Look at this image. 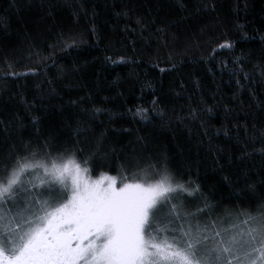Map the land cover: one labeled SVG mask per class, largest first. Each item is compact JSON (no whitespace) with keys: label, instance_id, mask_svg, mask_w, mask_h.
Listing matches in <instances>:
<instances>
[{"label":"trees","instance_id":"trees-1","mask_svg":"<svg viewBox=\"0 0 264 264\" xmlns=\"http://www.w3.org/2000/svg\"><path fill=\"white\" fill-rule=\"evenodd\" d=\"M45 141L119 182L166 163L193 222L255 213L264 0H0V176Z\"/></svg>","mask_w":264,"mask_h":264},{"label":"snow or ice","instance_id":"snow-or-ice-1","mask_svg":"<svg viewBox=\"0 0 264 264\" xmlns=\"http://www.w3.org/2000/svg\"><path fill=\"white\" fill-rule=\"evenodd\" d=\"M87 165L75 152L53 156L47 141L2 165L0 264H264V203L228 227L193 223L200 210L172 201L199 185L186 187L166 163L122 173L119 186Z\"/></svg>","mask_w":264,"mask_h":264},{"label":"rangeland","instance_id":"rangeland-1","mask_svg":"<svg viewBox=\"0 0 264 264\" xmlns=\"http://www.w3.org/2000/svg\"><path fill=\"white\" fill-rule=\"evenodd\" d=\"M41 172H42V170H41ZM106 174H108V173H106ZM30 175H32L31 173H30ZM89 175L91 176V178H93V179H96V178H98L100 175H96V176H93L92 174H90L89 173ZM108 175H112V174H108ZM112 176H115V175H112ZM29 177H25V179H28ZM117 184H118V186H119V184H120V182L118 181V179H117ZM182 195L180 194V196L179 197H181ZM179 197H177V199H175V200H173L172 201V203H177L178 202V199H179ZM183 206H184V204H183ZM211 222H215V226L216 227H228L230 224H232V223H235V220H229V221H225V220H209V221H207L206 223H204V224H209V225H211ZM193 223H195V222H193Z\"/></svg>","mask_w":264,"mask_h":264}]
</instances>
